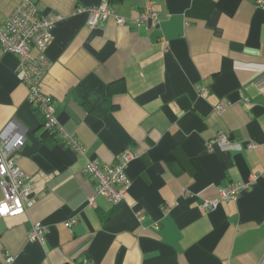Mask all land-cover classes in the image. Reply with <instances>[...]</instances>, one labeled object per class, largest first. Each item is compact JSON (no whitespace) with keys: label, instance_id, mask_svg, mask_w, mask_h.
<instances>
[{"label":"crops","instance_id":"crops-1","mask_svg":"<svg viewBox=\"0 0 264 264\" xmlns=\"http://www.w3.org/2000/svg\"><path fill=\"white\" fill-rule=\"evenodd\" d=\"M19 1L0 0L1 21ZM32 1L42 16L62 17L42 89L86 152L44 129L18 57L0 52V132L12 120L26 130L18 163L33 186L26 213L0 219V264L10 256L14 264H261L264 9L249 0H151L160 25L147 32L114 18L91 28L84 11L108 2L133 21L147 0ZM94 90L115 109L86 110ZM219 134L232 147L209 150ZM125 149L136 155L132 187L113 206L85 168L115 164ZM252 178L237 200L203 208ZM37 222L48 229L43 245L29 240Z\"/></svg>","mask_w":264,"mask_h":264},{"label":"built area","instance_id":"built-area-1","mask_svg":"<svg viewBox=\"0 0 264 264\" xmlns=\"http://www.w3.org/2000/svg\"><path fill=\"white\" fill-rule=\"evenodd\" d=\"M264 9V0H249ZM88 14V26L98 27L114 18L118 25L127 26L134 23L137 28L147 32L160 25L155 4L147 0L139 16L129 21L115 15L108 2L98 7L84 10ZM62 17L42 16L38 6L32 0H20L14 10L1 21L0 13V52L18 57V78L28 89V102L44 116V129L64 139V144L79 154H85L86 148L73 135L67 134L60 126L53 99L42 89V82L50 64L46 53L54 41L53 30ZM203 95L208 92L201 90ZM217 111H223L222 106ZM26 144V130L17 121L12 120L0 132V219L22 216L33 194L32 179L21 169L18 163L19 152ZM217 145L227 150L232 147L225 134H219L208 142L207 148L213 150ZM136 155L131 150H124L115 164L102 165L98 160L88 162L85 173L93 177L97 193L105 196L113 206L122 204L128 195L132 182L127 175L129 164ZM255 178L249 182L231 183L222 188L217 197L205 200L203 208L213 212L223 202L235 201L239 196L253 187ZM72 223L66 224L67 227ZM48 229L40 222L34 224L29 240L43 245ZM14 257H8L5 264H14ZM261 264H264V259Z\"/></svg>","mask_w":264,"mask_h":264},{"label":"trees","instance_id":"trees-1","mask_svg":"<svg viewBox=\"0 0 264 264\" xmlns=\"http://www.w3.org/2000/svg\"><path fill=\"white\" fill-rule=\"evenodd\" d=\"M93 93L95 94L94 96H87L83 100V106L86 110L98 115H104L115 109L109 94L107 95L106 93L105 97H103L97 90H94Z\"/></svg>","mask_w":264,"mask_h":264},{"label":"rangeland","instance_id":"rangeland-1","mask_svg":"<svg viewBox=\"0 0 264 264\" xmlns=\"http://www.w3.org/2000/svg\"><path fill=\"white\" fill-rule=\"evenodd\" d=\"M132 187V186H131Z\"/></svg>","mask_w":264,"mask_h":264}]
</instances>
